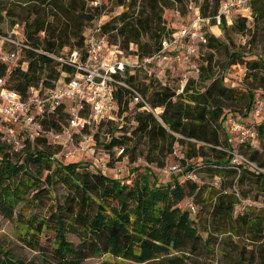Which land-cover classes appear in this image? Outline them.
I'll return each mask as SVG.
<instances>
[{"label":"trees","instance_id":"trees-1","mask_svg":"<svg viewBox=\"0 0 264 264\" xmlns=\"http://www.w3.org/2000/svg\"><path fill=\"white\" fill-rule=\"evenodd\" d=\"M109 1L120 11L104 19L99 34L138 60L157 53L160 43L176 30L172 12L182 0ZM219 1L211 6L203 0L195 7L201 17H212ZM86 4V0H0V32L2 24L10 28L17 23L27 47L19 54L24 56L25 69L16 66L6 70L0 65L7 88L23 95L30 86H53L59 73L67 69L54 57L63 56V48L83 53L84 30L102 16L101 6ZM184 8L189 19L188 6ZM250 8V24L243 19L232 20L237 33L264 19V0H250ZM166 12L171 14L169 19ZM129 45L133 50H128ZM221 47L222 43L207 32L206 43L192 57L198 75H189L177 95L174 81H167L170 78L161 85L141 69L133 73L141 71L142 82L126 73L124 83L150 107L161 109L160 123L149 113L136 112L129 105V92L118 87L113 91L112 104L117 117L123 116L117 121L102 120L91 132L95 152L120 161L130 140L124 132V120L130 118L132 135H140L146 145L158 149L160 159H152L156 161L154 172L143 167L142 172L135 173V166L130 175L126 172L125 177L116 179L102 174L88 159L59 160L55 157L57 148L43 137L26 142L17 153L0 139V217L11 223L16 241L35 253L34 258H27L0 247V264H82L102 255L121 262L117 264H210L206 259L217 251L221 240L238 250L239 264H253L255 260L264 264V119L251 115L254 93L234 89L223 77H213L210 54L201 61V50ZM237 58V54L229 53L227 62L229 66L241 63L243 76L252 70L264 73V61ZM223 100L233 106L241 104L242 114L235 117L229 111L236 109L224 111ZM244 117L252 121L243 122ZM235 118L252 130L251 140L236 144L233 134L230 142L225 136L220 140L219 131L225 135L224 124ZM63 120L64 113L58 108L42 124L59 129ZM102 127L106 141L97 143ZM175 142L182 150L183 157L177 160L182 173L159 182L157 170L165 166ZM118 147L123 148V155L115 158L114 148ZM229 152L247 163H231ZM201 169L218 180V187L184 178V174L195 175ZM248 194H253L249 200ZM187 203L194 208L192 217Z\"/></svg>","mask_w":264,"mask_h":264},{"label":"built area","instance_id":"built-area-1","mask_svg":"<svg viewBox=\"0 0 264 264\" xmlns=\"http://www.w3.org/2000/svg\"><path fill=\"white\" fill-rule=\"evenodd\" d=\"M96 5V2H92ZM190 10V18L180 24L168 40L160 43V50L148 57L138 60L136 56L126 55L117 43L107 41L105 35L99 34V25L104 22L99 17L93 27H87L83 33L84 51L63 48V56L54 59L64 65L66 71H61L53 86L47 88L28 87L20 94L5 86L0 76V139L12 152H20L25 143H32L35 138L43 137L50 145L57 148L55 157L68 163L85 158L101 170L122 172L121 167H98L95 162V149L92 147L91 131L102 120L117 121L115 107L112 104L113 91L120 87L129 92V105L136 112H146L160 123L161 109L152 108L123 79L125 74H133L135 69H141L147 76L165 83V77L159 68L160 62H181L187 66L174 82L175 94H180L188 80V76L196 77L198 68L192 57L198 53L199 46L206 43V33L211 32L209 25H221V19L231 24V17L243 19L246 24L252 21L250 0H220L216 14L212 17H201L198 8ZM0 32V65L6 70L19 66L26 68V63L19 65L18 56L22 49H27L24 43L22 28L17 23ZM128 50H133L129 45ZM173 64V63H172ZM149 65V68L146 67ZM231 69L242 75L244 69L239 65H231ZM161 75V76H160ZM60 108L64 113V122L59 129L46 128L42 121L50 118ZM264 111V102L253 97L251 115L259 119ZM226 134L235 135L236 144L253 138L252 130L238 118L230 119L225 124ZM233 164L246 162L236 153L229 152ZM123 155V148H114V157ZM81 157V158H79ZM109 158V156H108ZM247 163V162H246ZM254 168L253 164H249ZM160 177L182 173L181 167L175 164L165 165L158 170ZM264 172V171H262ZM122 177V176H121ZM119 177V178H121ZM184 178L195 179L192 172L184 174ZM118 179V178H116ZM215 186L216 183H213ZM187 207L193 214L190 203Z\"/></svg>","mask_w":264,"mask_h":264},{"label":"rangeland","instance_id":"rangeland-1","mask_svg":"<svg viewBox=\"0 0 264 264\" xmlns=\"http://www.w3.org/2000/svg\"><path fill=\"white\" fill-rule=\"evenodd\" d=\"M87 6L93 7L92 2L95 1L96 5L101 6V13L102 16H104L105 20H109L111 17L116 15L120 9L119 7H114L111 5L109 0H86ZM203 0H182L180 4H178V7L175 11L172 12L173 17L171 19V22L174 23L176 28L180 25L185 23L187 21L185 17V6H190L191 8H194V6L201 5ZM208 3L212 6L214 5L215 1L217 0H207ZM190 11V10H189ZM190 14V12H189ZM165 17L169 19L171 17L170 12H166ZM231 17V20H234L236 18ZM19 22V21H17ZM232 23V22H230ZM212 29V36L216 38L218 41L222 43L224 47L219 48L216 51H206L201 50V61L206 59L207 54L211 55V64H210V73L213 77L219 78L223 77V79L229 84L234 87V89H237L239 91H246L250 90L252 93H254V96L257 95L258 100L264 102V73L262 70H252L250 74H246L245 76L237 74L235 70L231 69L227 62V55L229 53H235L239 56L237 58L238 61H251L255 60V58L260 59L261 61H264V19L255 22L253 25H251L249 28H247L244 32L240 33L236 31L235 28L232 27L231 24H227L224 22V24L214 27L213 25H209ZM2 30H5V26H1ZM126 55H128V51L124 52ZM17 63L19 65L24 63V56L23 54L18 56ZM173 63V64H172ZM239 63V62H238ZM244 64V63H242ZM241 63H239V66ZM149 68V65L146 67ZM162 72V76L165 77V79L170 78L169 81L170 84L175 82V79L177 75H179L184 70H187V66L181 62H160L159 68ZM135 73V72H134ZM133 73V75H135ZM142 72L140 71L139 74L135 75V81H141ZM160 75V76H161ZM203 85V84H202ZM201 86V85H199ZM199 88V87H197ZM221 105L223 106L224 111L228 112V110L236 109V111H229L231 114H235L234 116L237 117V114H242L243 107L241 104L236 106L230 105L226 101H221ZM133 108H130L128 106V112L130 114H133ZM237 111H241V113H237ZM262 117L264 119V111L262 114ZM243 122L252 121L250 117H244L241 119ZM124 125V132L127 133V137L130 138V140L127 142V152L123 156V158L120 161H115L113 157L110 156L108 158V154L101 153L100 151H96L94 158L95 162H98V167L106 166L107 168H114V167H121L122 172L117 173L114 170L108 169V170H101V173L112 178H119L121 176L127 175L126 172L130 175V169L137 166L138 173L143 171V167L152 169L153 172L156 171L155 167V160L152 159H160V154L158 153V149H155V146L153 144L151 146H148L144 142V138H142L140 135L135 134L132 135L131 131L133 129V125L130 123V118H126ZM104 127L100 128L97 132V143H105L106 137L103 132ZM92 133L94 132L91 131ZM220 134V140H223V136H225V139L227 142L231 141V137L227 134L221 133ZM223 147V144L221 145ZM234 147V146H233ZM133 148L132 151L130 149ZM235 152L239 151L237 147H234L233 149ZM205 151V150H203ZM182 150L177 142H175L172 146V152L166 156L164 163L165 165L169 164H175L177 163L178 159H181L182 156ZM147 155L148 160H145V156ZM81 158V157H79ZM133 159V162H130V159ZM196 159H191L190 161H195ZM108 161L107 163H105ZM186 162H189L188 160ZM185 165V163H184ZM148 172H146L147 174ZM195 178L199 185H207L210 183H216L215 187H218V180L213 179L208 173H206L204 170H197L195 172ZM159 182H165L167 180V177H158ZM227 181V180H225ZM253 197V194H248V198ZM259 199V198H258ZM258 201V200H257ZM184 202L181 203V207H183ZM197 205V209L199 208V204ZM191 217L194 216L193 214L190 215ZM0 247L8 248L12 250L16 254H20L23 256H26L27 258H34L35 253L28 252L25 250L14 238L12 225L9 221L3 219L0 217ZM216 252L213 253L210 257H207V262H210V264H239L238 261V250L234 248L233 245H230L225 240H221V242L218 244L216 248ZM102 262H109L113 264L121 263L118 262L116 259L110 258L108 256L102 255V256H95L90 257L82 262V264H100ZM253 264H260L258 261L255 260Z\"/></svg>","mask_w":264,"mask_h":264},{"label":"crops","instance_id":"crops-1","mask_svg":"<svg viewBox=\"0 0 264 264\" xmlns=\"http://www.w3.org/2000/svg\"><path fill=\"white\" fill-rule=\"evenodd\" d=\"M211 30V32H212V29H210ZM91 162V161H90Z\"/></svg>","mask_w":264,"mask_h":264}]
</instances>
